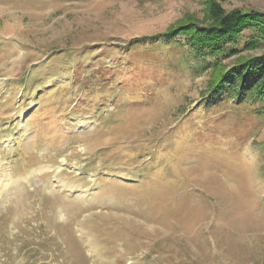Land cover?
<instances>
[{
    "label": "rangeland",
    "instance_id": "374dc122",
    "mask_svg": "<svg viewBox=\"0 0 264 264\" xmlns=\"http://www.w3.org/2000/svg\"><path fill=\"white\" fill-rule=\"evenodd\" d=\"M256 12L0 0V264H264V102L208 97L264 54L263 20L220 67L190 38Z\"/></svg>",
    "mask_w": 264,
    "mask_h": 264
},
{
    "label": "trees",
    "instance_id": "16d2710c",
    "mask_svg": "<svg viewBox=\"0 0 264 264\" xmlns=\"http://www.w3.org/2000/svg\"><path fill=\"white\" fill-rule=\"evenodd\" d=\"M216 25L212 28L198 29L191 40L198 46L197 53L205 59L210 56L215 58L212 67H220V56L228 57L230 51L229 44L235 43L236 38L243 34V30L253 26L257 19L263 20L261 27L264 28V14L242 15L231 13L228 16H214ZM185 29L174 27L165 34L166 39L179 36ZM264 37V31L261 33ZM189 35V34H188ZM253 43V42H252ZM248 44L254 47L255 44ZM235 50L233 53H236ZM208 67V66H207ZM205 67V68H207ZM212 91L209 98L216 99L221 94L234 95L240 103H263L264 102V54L249 58H242L240 62L228 69V66L218 68L210 79ZM205 97V96H204ZM204 99V98H203Z\"/></svg>",
    "mask_w": 264,
    "mask_h": 264
}]
</instances>
